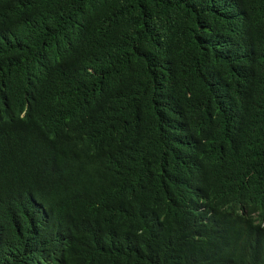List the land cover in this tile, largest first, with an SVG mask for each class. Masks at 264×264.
Listing matches in <instances>:
<instances>
[{"label":"trees","instance_id":"obj_1","mask_svg":"<svg viewBox=\"0 0 264 264\" xmlns=\"http://www.w3.org/2000/svg\"><path fill=\"white\" fill-rule=\"evenodd\" d=\"M0 264H264V0H0Z\"/></svg>","mask_w":264,"mask_h":264}]
</instances>
